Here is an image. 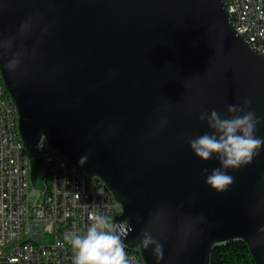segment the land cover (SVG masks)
Masks as SVG:
<instances>
[{"label": "water", "instance_id": "water-1", "mask_svg": "<svg viewBox=\"0 0 264 264\" xmlns=\"http://www.w3.org/2000/svg\"><path fill=\"white\" fill-rule=\"evenodd\" d=\"M0 77L25 147L45 136L99 177L122 205V240L146 264H208L213 245L235 239L264 264V147L216 190L202 170L218 160L188 143L213 131L201 111L227 115L248 97L264 116V55L223 0H0ZM145 230L160 252L143 247Z\"/></svg>", "mask_w": 264, "mask_h": 264}, {"label": "built area", "instance_id": "built-area-1", "mask_svg": "<svg viewBox=\"0 0 264 264\" xmlns=\"http://www.w3.org/2000/svg\"><path fill=\"white\" fill-rule=\"evenodd\" d=\"M229 21L257 52L264 55V0H226ZM1 78V77H0ZM1 83L2 80H1ZM42 160L44 189L37 202L29 198V159ZM122 205L97 177L72 172L54 156L41 136L33 151L23 144L18 112L6 91H0V264H73L74 250L66 236L82 233L97 215L127 233L128 224L118 217ZM112 230V229H110ZM44 231L52 241L39 243ZM27 238L22 239L21 235ZM124 236V235H122ZM123 241V240H122ZM9 253L4 248L11 245ZM125 258L137 264L133 247L124 241Z\"/></svg>", "mask_w": 264, "mask_h": 264}, {"label": "clouds", "instance_id": "clouds-1", "mask_svg": "<svg viewBox=\"0 0 264 264\" xmlns=\"http://www.w3.org/2000/svg\"><path fill=\"white\" fill-rule=\"evenodd\" d=\"M19 63V59L13 57L5 62L4 67L14 71ZM250 104L251 100L244 97L242 103L228 104L227 115L215 108L201 111L198 119L206 121L213 131H205L188 140L196 156L205 161L213 157L218 160V166L211 171L202 170L206 182L216 190H223L231 183L233 177L229 168L247 164L264 147V136L256 135L258 123L264 121V116L257 115L248 107ZM166 120L167 117H162V121ZM88 156L86 151L79 157L78 163L83 166ZM122 235L126 234L115 230L104 215H97L82 233L66 236L74 250L73 264H129L125 258ZM140 242L145 249L151 246L153 253L161 251L159 242L146 230Z\"/></svg>", "mask_w": 264, "mask_h": 264}, {"label": "trees", "instance_id": "trees-1", "mask_svg": "<svg viewBox=\"0 0 264 264\" xmlns=\"http://www.w3.org/2000/svg\"><path fill=\"white\" fill-rule=\"evenodd\" d=\"M208 264H257L248 245L242 239L213 245L209 252Z\"/></svg>", "mask_w": 264, "mask_h": 264}, {"label": "rangeland", "instance_id": "rangeland-1", "mask_svg": "<svg viewBox=\"0 0 264 264\" xmlns=\"http://www.w3.org/2000/svg\"><path fill=\"white\" fill-rule=\"evenodd\" d=\"M44 170L42 169V160L37 155H31L29 159V177L31 179V185L29 190V198L32 203L37 202L38 198L42 196L44 189L43 181ZM22 239L27 238L26 234L21 235ZM52 241V235L49 232L44 231L43 237L38 239L39 243H48ZM11 245H7L4 248L5 253H9Z\"/></svg>", "mask_w": 264, "mask_h": 264}, {"label": "bare ground", "instance_id": "bare-ground-1", "mask_svg": "<svg viewBox=\"0 0 264 264\" xmlns=\"http://www.w3.org/2000/svg\"><path fill=\"white\" fill-rule=\"evenodd\" d=\"M223 3L228 12V5H226V0H223ZM230 22L234 28V21H230ZM0 91H3V83H1V78H0ZM4 91H6L5 86H4ZM6 94L8 95V101L11 102V106L16 107L7 91H6ZM44 140L46 142V146H49L45 136H44ZM54 156H57L58 160L66 162L68 169H70L72 172H79L61 153L54 150ZM97 182L98 184H104V186H106L105 183L99 177H97ZM133 255H134L135 261H137V264H146L141 256V252L138 247H133Z\"/></svg>", "mask_w": 264, "mask_h": 264}]
</instances>
